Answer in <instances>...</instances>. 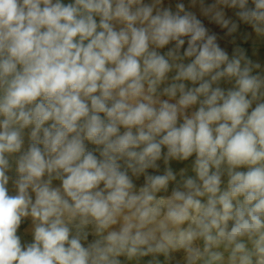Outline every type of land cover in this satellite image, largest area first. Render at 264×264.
Listing matches in <instances>:
<instances>
[{
  "label": "clouds",
  "instance_id": "1",
  "mask_svg": "<svg viewBox=\"0 0 264 264\" xmlns=\"http://www.w3.org/2000/svg\"><path fill=\"white\" fill-rule=\"evenodd\" d=\"M194 8L264 41V0H0V264H264V64Z\"/></svg>",
  "mask_w": 264,
  "mask_h": 264
},
{
  "label": "rangeland",
  "instance_id": "2",
  "mask_svg": "<svg viewBox=\"0 0 264 264\" xmlns=\"http://www.w3.org/2000/svg\"><path fill=\"white\" fill-rule=\"evenodd\" d=\"M63 2L65 4H67V3L72 2V0H63ZM164 2H165L166 6L171 4L174 7V5L177 2V0H164ZM183 2L185 3L186 6L189 4V0H183ZM211 2H212V0H208V3H211ZM192 10L197 13L198 17L204 22V24L206 25V27H208L210 29V31H214V32L218 33L220 39H229L230 38V36H225L224 35V32L226 30L221 29L218 25H216L214 23H210L209 20L206 17L200 15L198 8H194ZM225 11H226L227 16L232 17L233 19H235V16H234V11L235 10L226 9ZM96 19H97V22H99V17H96ZM241 25H244V27L248 28V30L246 32L245 30H243V28H240L239 32H237V33H239L240 35H244L246 33H249L252 36V38L257 39L256 36H255V33L253 32V30L251 28V26L243 24V23H241ZM101 115H103V114H101ZM29 131H30L29 129L25 130V136H24V139H25L24 147L25 148L28 145V133H29ZM122 131H123V129H122ZM86 143H88V142H86ZM88 147L91 148V149H94L96 146L92 145L91 143H88ZM96 154L98 155V153H96ZM194 159H195V156L193 155V157H190L188 161L180 162V161L173 160V161H171L170 166L173 169V171L176 172V173H179L182 168L187 167L188 168L187 175L194 176L195 173H193L191 171V164L194 161ZM158 163L160 164V167H159L158 170H156V169H148L147 172L149 174H163L166 166L163 163V161H159ZM238 170L239 171H247V168L246 167H241ZM12 175H15V173L13 172ZM133 179H134L135 184L137 185V188L142 186L144 184V182H145L143 175L139 179H137L135 177ZM178 179H179V176H178ZM53 183L54 184H59L60 182L59 181H54ZM174 186H175V184L173 182H170L168 191L167 192L161 191L160 193L157 194L158 197L159 196L171 195V190H172V188ZM9 191H10V194H15V190H14L11 182L9 183ZM30 227H31V222L29 220V221H26L25 223H23L21 225L20 229H18V233L17 234L21 236L22 242H30L31 241ZM121 259L123 260L124 258L121 257ZM147 259H148V257L144 258V260H147ZM130 264H135V262H130Z\"/></svg>",
  "mask_w": 264,
  "mask_h": 264
},
{
  "label": "crops",
  "instance_id": "3",
  "mask_svg": "<svg viewBox=\"0 0 264 264\" xmlns=\"http://www.w3.org/2000/svg\"><path fill=\"white\" fill-rule=\"evenodd\" d=\"M240 28H243V30H245L246 32L248 30V28H245L244 25L241 24L239 30ZM219 43L221 47L225 48L229 52V54H231L233 47L241 46L247 50V55L251 59H253L254 61H259L262 64H264V41H260L258 39L252 38V36L249 35V33H246L244 35H240L239 33H236L234 34V36H230L229 39H219ZM171 46L172 45H169L168 47ZM161 51H167V48ZM163 99H167V97H163ZM254 106L255 105H253V107Z\"/></svg>",
  "mask_w": 264,
  "mask_h": 264
}]
</instances>
